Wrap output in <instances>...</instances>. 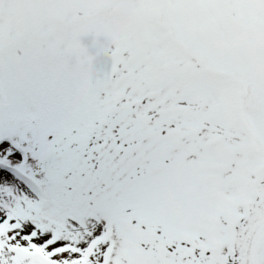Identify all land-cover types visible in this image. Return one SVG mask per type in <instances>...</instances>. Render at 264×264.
I'll list each match as a JSON object with an SVG mask.
<instances>
[{"label":"snow or ice","instance_id":"obj_1","mask_svg":"<svg viewBox=\"0 0 264 264\" xmlns=\"http://www.w3.org/2000/svg\"><path fill=\"white\" fill-rule=\"evenodd\" d=\"M0 264H264V0H0Z\"/></svg>","mask_w":264,"mask_h":264}]
</instances>
